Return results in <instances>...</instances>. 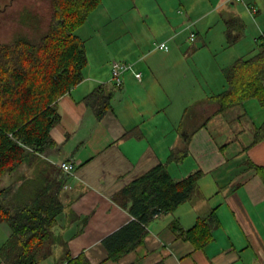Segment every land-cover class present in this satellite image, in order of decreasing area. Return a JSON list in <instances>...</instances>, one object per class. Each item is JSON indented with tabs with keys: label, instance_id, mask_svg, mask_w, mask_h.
Masks as SVG:
<instances>
[{
	"label": "crops",
	"instance_id": "crops-1",
	"mask_svg": "<svg viewBox=\"0 0 264 264\" xmlns=\"http://www.w3.org/2000/svg\"><path fill=\"white\" fill-rule=\"evenodd\" d=\"M110 1L105 0L107 5ZM136 7L139 18L127 17L124 24L109 25L98 35L104 50L92 43L96 33L89 26L91 20L97 24L99 7L77 30L88 52L85 77L60 98L61 119L51 130L55 145L42 156L48 164L72 161L76 166L72 173H59L64 210L57 230L72 257L85 252L93 264H264V139L253 143L264 122V104L251 97L219 111L217 98L227 88L224 69L255 55L264 44V0H218L208 13L196 16L192 7H160L162 15L150 18L148 9ZM211 10L224 11L225 25L235 16L245 23L235 49L221 62L215 49L199 45L201 40L207 45L202 23ZM150 19L152 32L146 36ZM129 24L133 34L127 40L123 35ZM222 35L227 40V27ZM163 42L168 50L158 48ZM114 60L133 65L122 86L111 80ZM100 87L110 101L103 118L86 100ZM160 163L167 164L175 179L197 170L204 174L186 202L172 212L154 214L141 243L119 258L110 257L104 239L136 219L116 201V194ZM212 212L218 219L211 222L213 238L200 248L170 225L178 220L189 229ZM1 226L8 237L10 229ZM64 252L57 246L40 264H58Z\"/></svg>",
	"mask_w": 264,
	"mask_h": 264
},
{
	"label": "trees",
	"instance_id": "trees-1",
	"mask_svg": "<svg viewBox=\"0 0 264 264\" xmlns=\"http://www.w3.org/2000/svg\"><path fill=\"white\" fill-rule=\"evenodd\" d=\"M101 2L52 0V19L40 37L18 33L11 41L0 42V180L23 164L35 163L31 175L23 174L0 188V225L10 229L0 245L1 263L40 264L57 246H63L65 252L58 264H93L85 252L72 257L57 230V218L64 210V179L57 164H48L42 156L55 145L51 130L61 119L60 98L85 77L88 52L77 30ZM226 27L228 45L232 46L240 39L245 23L235 16L226 20ZM258 49L255 55L238 58L224 69L227 88L217 95L219 111L251 97L264 104V44L260 43ZM86 100L98 118L110 108L109 95L101 87ZM263 139L264 122L256 128L253 143ZM171 158L177 156L172 154ZM203 174L197 170L175 179L167 164L160 163L120 190L116 201L136 219L104 239L109 256L119 258L141 243L147 233L145 225L154 214L172 212L186 202ZM212 221L218 222L215 212L189 229L178 220L170 225L200 248L213 238Z\"/></svg>",
	"mask_w": 264,
	"mask_h": 264
},
{
	"label": "rangeland",
	"instance_id": "rangeland-1",
	"mask_svg": "<svg viewBox=\"0 0 264 264\" xmlns=\"http://www.w3.org/2000/svg\"><path fill=\"white\" fill-rule=\"evenodd\" d=\"M102 1H104L105 3V8L103 6L104 4H100L99 9L94 14V17L100 15L98 19H94L97 24H95L94 27L92 24L93 20H91L89 24V26L91 27V32H93L94 30L96 33V35H94L93 37L92 43L95 46L97 45V48L99 50H102L103 48H100L98 35L103 34L102 31L109 25L117 23L124 24L127 17L132 18L136 16L137 18H139L137 16L139 12L136 6H139L140 8L145 7L146 9H148L150 12V18H154V16L160 17V14L162 15L161 9H159L160 7L164 8L165 10H171V8H173V10L175 11L180 8L186 10L185 7L190 10V8L192 7V13L194 14V16H196L200 13H208L209 10L213 8L218 2V0H185L184 5H180L178 2L176 3L177 0H145V4L141 5L140 0H112L108 2L107 5L105 0ZM112 2L114 3L113 5H111ZM223 13V10H211L208 16H206V19L202 24H204L205 26L203 39H206L207 45L203 44V40H201L199 44L201 47L208 46L210 49H215V56L219 62H221L227 51L229 52L235 49L234 46H227V40L225 36L222 35V30L226 29L225 23L221 20V15ZM52 14V0H0V42H9L18 33L27 34L31 38L40 37L41 34L44 33L49 27L52 19ZM152 22L153 20L150 19L145 23L146 28L148 29V31L145 29L147 33L146 36H149V34H151L152 32L149 31V27L151 26ZM129 25L130 31L123 35L127 40L133 34L131 32V24ZM136 25L142 26L143 24L140 23V21H137ZM210 26H212V30L211 32H209V36L207 38L206 31ZM101 41L102 39H100V42ZM246 43H248V41H246ZM34 168L35 163H33V165H30L28 163L23 164L18 168L16 172L8 174L0 180V188L11 184L13 182V179H17L23 174H26L27 176L31 175V171L34 170ZM6 238L7 236L5 228L0 225V244L2 241H5Z\"/></svg>",
	"mask_w": 264,
	"mask_h": 264
},
{
	"label": "built area",
	"instance_id": "built-area-1",
	"mask_svg": "<svg viewBox=\"0 0 264 264\" xmlns=\"http://www.w3.org/2000/svg\"><path fill=\"white\" fill-rule=\"evenodd\" d=\"M252 10L255 12L256 8H252ZM192 39H195V33L192 34ZM158 48L160 49H169V45L166 42L160 43L158 45ZM127 70H133V65L130 63H127L125 61L121 60H114L112 61L111 64V80L116 86H122L124 83V73ZM136 77L139 79L142 78V73L141 72H136L135 73ZM57 166L68 173H72L76 166L72 161H60L57 163Z\"/></svg>",
	"mask_w": 264,
	"mask_h": 264
}]
</instances>
